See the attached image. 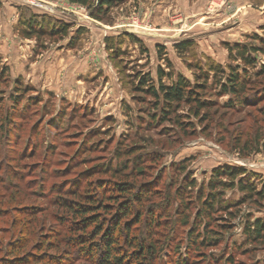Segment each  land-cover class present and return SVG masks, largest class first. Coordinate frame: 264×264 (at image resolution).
I'll use <instances>...</instances> for the list:
<instances>
[{"label": "rangeland", "instance_id": "1", "mask_svg": "<svg viewBox=\"0 0 264 264\" xmlns=\"http://www.w3.org/2000/svg\"><path fill=\"white\" fill-rule=\"evenodd\" d=\"M31 13L63 19L71 25L69 34L25 38L21 24ZM80 27L84 32L77 34ZM254 33L264 39V0H125L102 21L90 17L85 7L66 0H0V67L9 68L7 77L0 81V99L11 104L8 97L16 96L14 82L19 80L29 90L20 107L27 98L32 100L22 112L25 118L18 119L22 135L17 144L4 149L0 136V161L23 153L14 164L10 163L8 172H4L8 166L1 167L0 181L23 187L28 181L42 180L46 191L64 179L59 169L68 166L75 152L78 158L74 162L80 164L74 169L82 170L103 163L113 154L117 139L125 136L129 137L126 144L140 142L150 150H160L162 160L154 173L163 171L167 175L172 165L185 162L187 174L195 180V191L207 183L214 168L222 165L245 166L261 187L264 147L258 152L249 150L244 142H254L260 128L264 136V99L256 106L243 105L233 111L221 106L227 95L218 96L217 89L207 90L204 97L211 105L200 110L198 117L188 116V106L180 105L177 114L183 122L193 124V128L182 130L169 121L152 124L148 112L157 113L160 108L153 107L148 94L133 88L138 74L149 73L155 82L158 67L168 71L164 57L171 62L174 73L191 81L197 70L190 68V63L207 69L211 60L226 68L230 60L225 43L260 45V41L247 38ZM185 40L192 41L191 47L177 52L174 45ZM157 45L164 48L162 58ZM255 56L264 63L262 53ZM163 80L169 81L166 77ZM36 131L38 137L29 139L30 132L36 135ZM34 142L37 150L31 157ZM45 156L51 163L42 165L39 162ZM32 164L31 173L26 172ZM13 166L24 174H8L14 172ZM28 186L35 189L34 185ZM15 189L7 193L15 194ZM224 196L234 201L242 193L236 188L227 189ZM239 211L232 221L234 228L224 232L219 246L203 248L205 252H223L228 258L223 262L222 256L215 255L219 258L211 264H264V240L246 244L242 230L244 215L264 220V204L248 200ZM11 215L22 217L13 212ZM47 224L55 227L57 221L47 219ZM187 229L181 228L178 241L181 239L182 244ZM199 255L190 250L188 256H182L187 260L178 264H207L199 260Z\"/></svg>", "mask_w": 264, "mask_h": 264}, {"label": "trees", "instance_id": "2", "mask_svg": "<svg viewBox=\"0 0 264 264\" xmlns=\"http://www.w3.org/2000/svg\"><path fill=\"white\" fill-rule=\"evenodd\" d=\"M66 1L85 7L90 17L102 21L112 8L125 0ZM21 25L25 38L64 37L71 28L63 19L42 13H31ZM83 32L82 27L77 30V34ZM127 36L138 41L131 33ZM247 38L260 41V45L225 43L230 60L226 68L211 60L207 69L190 63L188 66L197 70L193 81L174 73L166 57L163 60L168 71L158 67L155 82L149 73L138 74L134 90L148 94L153 99V107L160 108L157 113L148 112L150 122L169 121L182 130L193 128L191 122L182 121L177 111L185 104L187 115L198 117L200 110L211 105L204 97L207 90L217 89L218 96L227 95L221 106L233 111L240 110L243 105L256 106L264 99V83L261 82L264 63L258 61L255 53L264 55V39L255 33ZM191 45V40H185L174 47L180 53L186 52ZM156 47L162 58L164 48ZM8 72V66L0 67V81ZM165 77L168 83L163 80ZM14 91L16 96L8 97L11 104L0 99V136L4 142L1 146L7 150L20 140L22 127L19 130V126L22 124L18 119L25 118L22 112L32 101L27 98L20 107L29 90L19 80L14 82ZM32 137H38L37 131L36 135L30 132L28 138ZM128 140L125 136L118 138L108 159L78 171L74 169L80 164V161L74 162L78 158V152H75L68 166L59 169L64 179L51 184L46 191L42 180L28 181L23 187L11 181L5 184L0 181V264H178L187 260L182 256H188L190 250L200 253L198 258L203 263L211 264L219 256H222L221 261H227L223 252L202 250L219 246L225 238L224 232L234 228L232 221L239 215L242 204L248 200L264 204V185L258 187L254 173L245 166L222 165L214 168L207 183L195 191V180L187 174L185 162L172 165L167 175L163 171L154 173L162 160L160 150H150L140 142L126 144ZM254 140L245 141L244 146L258 152L264 147L261 128ZM36 144L33 143L35 148L31 157L36 154ZM22 154L20 151L17 156ZM17 156L4 163L0 161V169L3 165L8 166L4 169L8 172L10 163L16 162ZM39 163L47 165L51 159L45 156ZM33 165H28L26 172L31 173ZM13 170L8 174L14 177L24 174L14 166ZM164 178L166 180L161 181ZM28 184L34 185L35 189ZM14 187L15 194L7 193ZM234 188L242 196L234 201L225 198L224 191ZM52 194L55 196L51 197ZM37 199L43 203H36ZM11 212L22 217L13 216ZM242 217H245L242 230L246 244L264 240V220ZM51 218L57 221L55 227L47 224V219ZM185 227L188 229L183 246L178 237L181 228Z\"/></svg>", "mask_w": 264, "mask_h": 264}]
</instances>
